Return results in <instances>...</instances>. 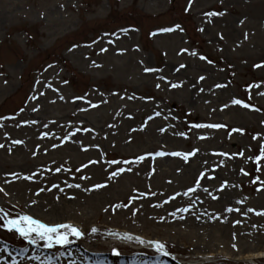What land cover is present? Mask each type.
Here are the masks:
<instances>
[{
    "label": "rangeland",
    "instance_id": "374dc122",
    "mask_svg": "<svg viewBox=\"0 0 264 264\" xmlns=\"http://www.w3.org/2000/svg\"><path fill=\"white\" fill-rule=\"evenodd\" d=\"M262 153L264 0H0V264H264Z\"/></svg>",
    "mask_w": 264,
    "mask_h": 264
},
{
    "label": "snow or ice",
    "instance_id": "6c2138e0",
    "mask_svg": "<svg viewBox=\"0 0 264 264\" xmlns=\"http://www.w3.org/2000/svg\"><path fill=\"white\" fill-rule=\"evenodd\" d=\"M145 71H150V69H144ZM233 104H241L242 102L239 100H233ZM247 107V105H245ZM209 127H220V125H209ZM181 135H183L181 133ZM67 139V137H65ZM16 143H19L17 141ZM173 155H180V153H172ZM264 154V153H262ZM155 155L160 156L164 155V153L157 152ZM189 154H184L185 159H187V156ZM137 160L142 159V157H137ZM259 159V157H257ZM125 171L123 168H118L113 175H118L119 173ZM203 175V174H201ZM77 187H79L77 185ZM94 187H100V185H94ZM223 187V185H221ZM249 211H252V209H249ZM0 212H2V209H0ZM0 221H3L2 226L3 228L7 230H15L17 233H19L21 236H23L25 239H29L30 233H35L36 239L45 241V247L51 246L53 242L59 245H64L69 243L68 236L74 235L76 237L80 236V232L77 231V229L71 227L67 224H57L55 226L49 227L44 224H41L39 221L34 220L32 217L28 215H17L10 217L8 215H0ZM58 229H64L65 231H58ZM95 231V229H93ZM30 243H35V240L29 239ZM154 247L157 249L158 252H163V245L156 244ZM166 254V253H165ZM93 264H107L106 260H96L93 262ZM130 264H133V262H130ZM135 264H145L144 261L135 262Z\"/></svg>",
    "mask_w": 264,
    "mask_h": 264
},
{
    "label": "bare ground",
    "instance_id": "6f19581e",
    "mask_svg": "<svg viewBox=\"0 0 264 264\" xmlns=\"http://www.w3.org/2000/svg\"><path fill=\"white\" fill-rule=\"evenodd\" d=\"M27 253L32 255L31 251H27ZM257 256H262V254H252V255H250L251 258H254V257H257Z\"/></svg>",
    "mask_w": 264,
    "mask_h": 264
}]
</instances>
